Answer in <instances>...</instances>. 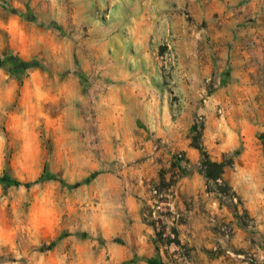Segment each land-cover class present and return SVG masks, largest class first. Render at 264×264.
Segmentation results:
<instances>
[{
    "label": "rangeland",
    "instance_id": "rangeland-1",
    "mask_svg": "<svg viewBox=\"0 0 264 264\" xmlns=\"http://www.w3.org/2000/svg\"><path fill=\"white\" fill-rule=\"evenodd\" d=\"M187 1L0 0V264H186L181 223L213 259L264 264V36L244 66H195L174 32L218 0ZM229 6L264 28V0Z\"/></svg>",
    "mask_w": 264,
    "mask_h": 264
},
{
    "label": "crops",
    "instance_id": "crops-1",
    "mask_svg": "<svg viewBox=\"0 0 264 264\" xmlns=\"http://www.w3.org/2000/svg\"><path fill=\"white\" fill-rule=\"evenodd\" d=\"M236 1L239 0H218L216 1L218 3L213 2L196 13L192 12L196 23L205 21L207 24L195 28L187 26L184 29L182 40L179 35L173 31L177 36L176 41L180 43L183 42L185 45L189 46L188 48L197 50L199 55L191 59L195 66H202L206 69L212 66H244L250 59L249 49L250 44H252L248 43L250 39H254V41L257 42L262 40L264 36L263 27L242 26L239 24L244 18L243 13L238 12L235 7L229 6V4ZM187 3L189 10H192L196 5L195 0H189ZM226 3L227 5H224ZM258 45L259 44H257L256 47H258ZM242 73H245V71ZM234 74L235 73L231 71V75L233 76ZM140 108H143V105H140ZM190 177L191 181L196 179L199 181L200 178L197 173H193ZM199 189H201V187L197 189L194 185L188 187L186 191L195 193ZM184 190L183 186L180 189H176V196L173 198V203H169L172 208L179 207L177 203L179 193L185 192ZM138 226L144 228L145 232L141 230L134 235L135 242H143V245L136 249V253L138 255L150 257L154 252V245L152 244L155 241V235L152 233L154 227L152 224L142 222L141 220L138 221ZM174 228L180 242H188L189 245L194 247V249L190 251L189 262L186 264H226V261L222 260L223 257L213 259L206 252L200 250V243L203 242L205 246L210 245L209 242L211 241L212 235L209 229L203 227V232H201L196 223H191L189 227L184 223L176 224ZM159 253L162 254V250H160ZM136 264L143 263L137 262Z\"/></svg>",
    "mask_w": 264,
    "mask_h": 264
},
{
    "label": "trees",
    "instance_id": "trees-1",
    "mask_svg": "<svg viewBox=\"0 0 264 264\" xmlns=\"http://www.w3.org/2000/svg\"><path fill=\"white\" fill-rule=\"evenodd\" d=\"M196 147L200 150L202 155L201 169L207 182L209 183V181H213L216 185H218V189H219V184H218L219 182L223 183L225 186H228L227 182L222 177L226 163L212 161L209 158L206 150L200 144L196 145ZM10 180L12 182H16L14 179H10Z\"/></svg>",
    "mask_w": 264,
    "mask_h": 264
},
{
    "label": "built area",
    "instance_id": "built-area-1",
    "mask_svg": "<svg viewBox=\"0 0 264 264\" xmlns=\"http://www.w3.org/2000/svg\"><path fill=\"white\" fill-rule=\"evenodd\" d=\"M155 192V191H154ZM156 207L160 209V203H156Z\"/></svg>",
    "mask_w": 264,
    "mask_h": 264
}]
</instances>
